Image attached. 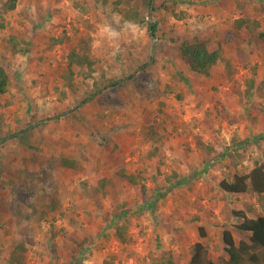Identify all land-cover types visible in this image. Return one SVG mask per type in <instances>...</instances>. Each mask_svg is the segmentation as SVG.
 <instances>
[{"label": "rangeland", "instance_id": "374dc122", "mask_svg": "<svg viewBox=\"0 0 264 264\" xmlns=\"http://www.w3.org/2000/svg\"><path fill=\"white\" fill-rule=\"evenodd\" d=\"M6 1L0 264L21 243L25 264H153L171 252L189 257L200 240L224 257L225 229L247 238L236 212H263L264 195L230 194L220 182L264 164V0H152L153 20L139 0L142 21L125 18L117 0H17L4 11ZM241 16L262 27H236ZM82 36L91 38L96 67L76 66L71 88L67 54ZM185 41L220 49L208 74L183 61ZM148 118L170 137L161 164L147 154ZM24 128L31 146L17 139ZM65 157L76 166H57ZM121 170L142 171L144 196L95 191L99 173L117 178ZM49 192L61 204L55 217L38 207ZM118 227L128 241L116 237Z\"/></svg>", "mask_w": 264, "mask_h": 264}, {"label": "trees", "instance_id": "16d2710c", "mask_svg": "<svg viewBox=\"0 0 264 264\" xmlns=\"http://www.w3.org/2000/svg\"><path fill=\"white\" fill-rule=\"evenodd\" d=\"M17 0H7L4 5V11L14 10L17 6ZM106 1V0H105ZM131 4V0H117L116 7L118 11L127 19L139 18L142 21L141 12L139 11L140 2ZM148 7H152V0H141ZM122 5H124L122 7ZM127 5V6H126ZM156 9V8H155ZM236 27H247L249 30L256 31L261 28L259 21L252 19L249 16H241L234 21ZM255 28H254V27ZM152 31L155 32L156 24L151 25ZM260 41L264 42V29L258 33ZM91 38L82 36L80 40L71 45L67 54L66 73L64 74L69 87L74 86V68L76 66L86 67L89 71H94L96 60L93 58L91 50ZM183 61L189 68L197 73L208 74L215 66L220 58L221 51L210 50L205 41L181 43L179 48ZM10 85V74L7 69L0 64V96H3ZM101 88L97 87L95 93ZM0 121V125H1ZM163 125L160 121L153 118H148L143 132L144 141L149 144L147 151L148 157L158 159V163L164 162L166 156V145H168L170 137L168 133L163 131ZM29 132L22 133L17 136L26 145L31 146L27 141ZM200 142V140H199ZM201 143V142H200ZM171 145V144H169ZM57 166L75 167L76 162L68 158H62ZM1 170V169H0ZM95 191H102L105 197L109 198H126L132 192L144 196L146 192V184L141 170L126 172L121 170L117 178H114L109 172H101L97 176ZM222 190L230 194L255 193L258 196L264 195V164H256L248 173H236L231 180L223 179L220 182ZM95 193V192H94ZM39 209L42 216L48 213L55 217L61 209L60 200L56 192L44 194ZM126 200V199H124ZM241 217V222L237 225L240 231L248 234L247 238L237 241L230 229L223 231V256H215L211 250L216 244L211 243L210 247L206 244V240H200L193 244L191 255L189 257L181 255L179 252H171L159 262L153 264H264V211H257L253 216H248L242 212H236ZM204 236V234H201ZM116 237L121 242H126L129 239L125 232L118 227ZM26 246L18 244L8 256V264H25L26 263ZM115 255L111 254L110 258L115 259ZM103 264H109L106 259Z\"/></svg>", "mask_w": 264, "mask_h": 264}, {"label": "water", "instance_id": "95a60500", "mask_svg": "<svg viewBox=\"0 0 264 264\" xmlns=\"http://www.w3.org/2000/svg\"><path fill=\"white\" fill-rule=\"evenodd\" d=\"M152 11H153V8L151 7L150 9V14H149V20H153V15H152ZM150 33H152V29H150ZM83 102H79L77 105L71 107L70 109L67 110V112H70L72 110H74L76 107H78L80 104H82ZM28 128H24L23 130L19 131L16 133V135L18 134H21V133H24L27 131ZM1 143V142H0Z\"/></svg>", "mask_w": 264, "mask_h": 264}]
</instances>
